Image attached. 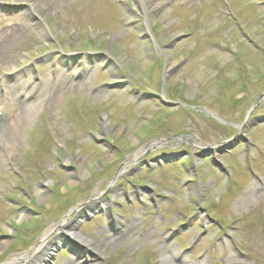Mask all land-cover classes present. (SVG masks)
I'll return each instance as SVG.
<instances>
[{
    "label": "rangeland",
    "instance_id": "obj_1",
    "mask_svg": "<svg viewBox=\"0 0 264 264\" xmlns=\"http://www.w3.org/2000/svg\"><path fill=\"white\" fill-rule=\"evenodd\" d=\"M1 35L0 264H264V6L0 0Z\"/></svg>",
    "mask_w": 264,
    "mask_h": 264
},
{
    "label": "bare ground",
    "instance_id": "obj_2",
    "mask_svg": "<svg viewBox=\"0 0 264 264\" xmlns=\"http://www.w3.org/2000/svg\"><path fill=\"white\" fill-rule=\"evenodd\" d=\"M8 41H9L8 38L4 37L3 35L0 36V54L5 53V51L7 50ZM173 66H174V64L171 62L168 64V67H170V68ZM24 87H25L24 85H17V86H12V87L7 86V90H9V88L13 89L15 92L17 91V94L19 96L23 90H26V88L23 89ZM0 97H1L0 101H2L3 97L1 95H0ZM25 101H26V99L24 97L20 98V99H16V97H15V99L10 98V100L7 103H9L10 106H14L15 110L20 109L21 110L20 112H22V113H24L25 111L31 112V111H33V109L34 110L36 109L35 106H31V107L27 106ZM17 130H18V125H17V123H14L13 128H12V132L13 133L17 132ZM65 222H66V220H64L60 224H58L59 229H65V224H66ZM53 228L54 227H51L46 231V233L43 236V241L41 242L39 247L36 249V251H41V250H44L46 248L45 241L49 238L50 233L52 232ZM70 235L74 239H77V241L79 243H81L83 246H86V247L91 246V241L87 238H83L80 234H77V233L70 231ZM41 257L42 258H40V259H36V262H38V264H48V262H49L48 256L43 254ZM18 261H21L23 264H36V262L30 260L29 257H23L22 259H19Z\"/></svg>",
    "mask_w": 264,
    "mask_h": 264
},
{
    "label": "water",
    "instance_id": "obj_3",
    "mask_svg": "<svg viewBox=\"0 0 264 264\" xmlns=\"http://www.w3.org/2000/svg\"><path fill=\"white\" fill-rule=\"evenodd\" d=\"M189 36L188 35H182V36H179L177 38H175L172 42H170L167 46V49H171L173 48L177 43H179L180 41L184 40V39H187ZM166 106H169V107H174L176 106V104H173V103H165ZM237 144H239V140L237 139V136L222 143L221 144V147H225L223 148L224 150H219V153H226L228 151H230L231 149H233ZM207 148L209 149V152L206 153V154H203V157H211V161L213 162V164L217 167H221V163L215 158V155H214V146H207Z\"/></svg>",
    "mask_w": 264,
    "mask_h": 264
},
{
    "label": "flooded vegetation",
    "instance_id": "obj_4",
    "mask_svg": "<svg viewBox=\"0 0 264 264\" xmlns=\"http://www.w3.org/2000/svg\"><path fill=\"white\" fill-rule=\"evenodd\" d=\"M263 6H264V2H263Z\"/></svg>",
    "mask_w": 264,
    "mask_h": 264
}]
</instances>
